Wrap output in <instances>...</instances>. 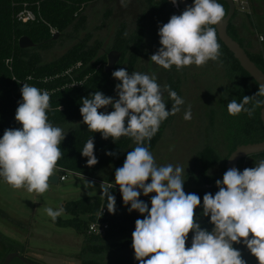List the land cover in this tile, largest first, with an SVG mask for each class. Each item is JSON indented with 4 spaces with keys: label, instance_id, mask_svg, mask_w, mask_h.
<instances>
[{
    "label": "clouds",
    "instance_id": "9594fccd",
    "mask_svg": "<svg viewBox=\"0 0 264 264\" xmlns=\"http://www.w3.org/2000/svg\"><path fill=\"white\" fill-rule=\"evenodd\" d=\"M120 2L127 7L130 0ZM170 2L178 7V0ZM226 15L217 0H194L181 14L171 15L167 23L159 26L160 47L150 60L165 70L175 66L177 71L219 61L222 53L215 26ZM111 75L119 81L115 85L118 98L96 91L90 93L91 98H82L79 111L89 131L100 133L105 140L111 138L114 143L127 137L135 145L127 152L122 167L115 170L114 184L123 204L130 205L128 212L137 211L144 217L136 219L131 235L138 264H246L234 244L246 246L258 264H264V159L243 171L228 169L222 179L215 181L218 191L214 195L205 193L202 203V215L210 218L213 228L211 231L202 228L195 214L201 207V198L184 191L185 169L171 163L158 165L150 150L151 140L162 122L181 111L184 99L169 85L162 88L155 73H129L121 67ZM165 91L172 101L170 110L164 99ZM21 95L15 121L22 127L5 129L0 138V178L13 190L24 189L42 196L49 190L50 177L55 175L62 158L60 145L66 133L48 120L51 105L47 90L24 83ZM256 97H264V84L254 96H244L242 102L230 100L229 115L245 112L251 116L256 108L264 106V99ZM250 103L251 108L245 107ZM108 106L114 110L99 111ZM183 119L191 121V105L184 110ZM94 148L92 136L81 151L89 168L98 163ZM106 155L117 153L109 151ZM112 187L113 183H102L101 192L107 198L108 212L115 214ZM153 193L149 208L140 196ZM45 212L55 223L64 208L47 207ZM190 232L191 246L186 247Z\"/></svg>",
    "mask_w": 264,
    "mask_h": 264
},
{
    "label": "trees",
    "instance_id": "16d2710c",
    "mask_svg": "<svg viewBox=\"0 0 264 264\" xmlns=\"http://www.w3.org/2000/svg\"><path fill=\"white\" fill-rule=\"evenodd\" d=\"M89 1L92 0H0V138H2L5 129L22 127L15 121V113L18 102L22 101L21 88L24 83L49 92L51 107L47 115L53 126L60 127L82 120L79 111L82 106V98L88 97L90 93L96 91L102 92L105 96L113 97L116 94L115 85L119 81L112 77V72L124 65V68L131 73L142 56L155 54L160 47L159 26L167 23L171 15L182 13L180 9L176 11L173 8L170 0H143L144 6L141 14L135 20L134 30L129 32L125 24L120 25L116 30L111 48L120 52L121 56L114 70L109 74L104 72L106 58L97 57L101 42L99 39H93L91 34L77 41L59 58L44 62L38 50H47L54 44L56 38L53 39L50 30L55 29L58 36L68 38H71V34H77L84 30L85 17L83 12ZM190 1L194 2V0ZM252 1L254 0H246L247 3ZM257 1L264 2V0ZM217 2L224 6L227 13V5L222 1ZM24 8L33 12L34 21L27 23L17 21V14ZM109 14L110 12H108L107 17ZM238 15L235 11L229 21L227 33L238 42L248 58L264 73L262 56L257 53H250L236 34L232 21ZM22 37L28 38L34 46L28 49H20L18 41ZM218 42L222 53L218 62L230 74L233 84L229 92L230 95L226 99L227 111V103L230 100L235 99L238 103L242 102L244 96H254L259 91V87L241 69L224 45L219 40ZM77 63H80L81 67L73 71L71 76L78 82L84 78L85 80L78 87H69L67 85L71 82V78L65 72ZM168 72L167 85L182 97L180 90L182 81L178 76L180 71H177L173 66ZM45 78L47 81H44ZM256 98L261 99V97ZM166 104L167 110H170L172 101L168 99V93L166 94ZM245 107L251 108L252 103L245 105ZM260 108H256L251 116L245 112L238 115L240 118L237 117L238 121H235L238 124L237 131L233 132L230 138V153L239 145L258 143L264 140V129L259 118ZM173 117L169 116L160 125L159 131L151 140V151L161 140ZM65 133V139L60 145L63 155L58 161L57 168L84 178L96 179L107 184L113 183L111 191L116 199V211L115 214L108 212L106 197H88L67 202L63 207L67 217L64 219L57 218L56 222L53 223L58 227L71 228L83 237L81 252L77 257L78 259L83 256L85 258L80 261V264H102L97 260L101 255L124 251L132 246L131 235L135 229V221L138 218H144L137 211L128 212L127 209L130 205L125 206L123 204L119 188L114 184L115 170L122 167L127 152L135 145L127 137H121L115 143L111 138L105 140L100 133L91 132L84 125H78ZM92 136L95 145L94 154L98 163L89 168L86 166L87 158L81 155V151ZM109 151L115 152L117 155H106V152ZM255 156L264 158V153ZM244 161L245 159L241 160L238 167ZM219 164L220 158L217 151L209 145L205 146L194 156L184 179V188L187 189L184 191L195 193L201 198V207L195 210V214L201 227L209 231L212 230L213 225L209 222V217L202 215L203 195L205 193L214 195L218 191L215 181L222 179L223 175H216L213 169ZM140 199L146 202L143 194H141ZM101 207L106 212L102 219L108 223V230L103 237L88 235V224L94 220ZM0 243L7 247L6 254L14 252L24 257L19 248L8 246L3 238H0ZM233 246L240 250L239 245L234 244ZM88 254L90 256H87ZM243 259L245 260V258ZM114 264L120 263L115 262ZM128 264H138V261L134 259Z\"/></svg>",
    "mask_w": 264,
    "mask_h": 264
},
{
    "label": "rangeland",
    "instance_id": "374dc122",
    "mask_svg": "<svg viewBox=\"0 0 264 264\" xmlns=\"http://www.w3.org/2000/svg\"><path fill=\"white\" fill-rule=\"evenodd\" d=\"M246 1V0H245ZM246 11L236 10L239 14L233 21L236 34L245 44L250 53L262 56L264 62V2L254 0L244 2ZM143 0H130L127 7H122L120 0H92L85 7V28L71 38L57 36L54 44L47 50H38L44 62L59 58L77 41L88 34L93 39H99L101 48L97 57H105L111 51L112 42L117 28L125 24L129 32L135 28V20L143 9ZM108 12H110L107 17ZM91 42V41H90ZM148 54L142 56L134 71L157 76V82L163 88L167 85L168 70L154 64ZM107 61V60H106ZM121 63V62H120ZM107 64V63H106ZM105 64V66H106ZM121 65V64H120ZM104 66V67H105ZM120 67L124 68V65ZM181 79L180 90L185 104L181 111L174 115L171 123L166 127L161 140L151 151L158 165H181L185 174L193 162L196 153L205 146H211L220 158V164L213 171L216 175L224 174V164L230 153V138L237 131L238 115H229L226 111V99L230 95L232 79L227 70L218 61H209L203 67H186L178 72ZM167 91L164 92L166 101ZM113 98H118L115 94ZM191 105L192 119H183L184 110ZM114 109H99L101 112H111ZM236 121V122H235ZM82 120L60 126L64 132L75 128ZM264 158L250 156L237 168L255 166ZM56 168L59 177H65L57 184H50L49 190L42 196L27 193L26 190H13L0 178V238L8 246L19 248L25 259L34 264H80L84 256L78 259L81 252L83 237L71 228L56 226L46 214L45 208L58 209L67 202L88 197H101V182L92 178H84L72 173H62ZM150 182V181H149ZM184 190H187L184 188ZM150 194L147 198H151ZM63 213L60 219L66 218ZM239 245L246 264H258L246 246ZM1 248L7 247L0 243ZM87 256H90L88 254ZM5 257V256H4ZM3 257V259H4ZM134 250L131 247L117 253H105L97 259L102 264H128L134 260ZM2 261V260H1ZM10 264H22L14 259Z\"/></svg>",
    "mask_w": 264,
    "mask_h": 264
},
{
    "label": "water",
    "instance_id": "95a60500",
    "mask_svg": "<svg viewBox=\"0 0 264 264\" xmlns=\"http://www.w3.org/2000/svg\"><path fill=\"white\" fill-rule=\"evenodd\" d=\"M224 2L227 7V15L221 24L215 26L217 28V38L224 45V47L232 54L233 58L238 62L241 69L246 72L250 78L260 87L264 84V73L248 58L243 48L232 39L227 33V27L230 19L234 15L236 10L246 11L247 7L243 4H234L232 0H217ZM243 1V0H242ZM194 2L190 0H178V8L181 12L185 10L187 6L193 5ZM58 36V33L53 35V39ZM20 49L32 48L34 44L26 37H22L18 41ZM121 53L117 51H111L106 56V66L104 67V72L106 74L111 73L116 64L120 59ZM264 99V97H261ZM259 118L264 129V106L260 108ZM264 153V140L258 143L242 144L237 147L228 155L224 169L225 171L233 167L237 168L241 160H244L250 156L260 155ZM59 182V176L55 174L50 177V184H57ZM193 233H189V238L186 242V247L191 245ZM14 259L19 260L22 264H34L24 257L20 256L18 253L7 254L0 264H10Z\"/></svg>",
    "mask_w": 264,
    "mask_h": 264
},
{
    "label": "built area",
    "instance_id": "2783aa9c",
    "mask_svg": "<svg viewBox=\"0 0 264 264\" xmlns=\"http://www.w3.org/2000/svg\"><path fill=\"white\" fill-rule=\"evenodd\" d=\"M232 2L235 5L236 4H243L244 0L243 1L242 0H232ZM173 8L176 11L179 10V8L177 6L173 5ZM75 17H76V15H75ZM16 19L19 22L27 23V22L34 21L35 15L29 9L24 8L20 13L17 14ZM50 32L52 35L57 33L55 29H51ZM80 67H81V64L77 63L65 72V74L71 78V82L67 86L78 87L82 84V82H84L85 78H84V80L78 82V81L74 80L71 76L72 72L80 69ZM44 81H47V78H45ZM61 172L62 173H70L68 171H63V170ZM64 179H65V177L62 175L59 177V181H63ZM145 200H146V203H148V206L150 208L151 207L150 198L145 197ZM105 213H106L105 209L103 207H101L99 209V212L95 215L94 220L88 224V228H87V234L88 235H93V236H98V237H103L105 235V233L109 227L108 223L102 219V216L105 215Z\"/></svg>",
    "mask_w": 264,
    "mask_h": 264
},
{
    "label": "crops",
    "instance_id": "0c3cea01",
    "mask_svg": "<svg viewBox=\"0 0 264 264\" xmlns=\"http://www.w3.org/2000/svg\"><path fill=\"white\" fill-rule=\"evenodd\" d=\"M244 2H246L244 0ZM6 248H1V253H0V263L3 261V257L6 256ZM2 260V261H1Z\"/></svg>",
    "mask_w": 264,
    "mask_h": 264
},
{
    "label": "flooded vegetation",
    "instance_id": "af4514ba",
    "mask_svg": "<svg viewBox=\"0 0 264 264\" xmlns=\"http://www.w3.org/2000/svg\"><path fill=\"white\" fill-rule=\"evenodd\" d=\"M241 254H242V251H241Z\"/></svg>",
    "mask_w": 264,
    "mask_h": 264
}]
</instances>
